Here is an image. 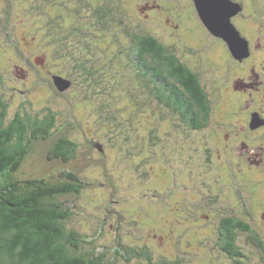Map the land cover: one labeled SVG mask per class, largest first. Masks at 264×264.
Segmentation results:
<instances>
[{
    "label": "rangeland",
    "instance_id": "obj_1",
    "mask_svg": "<svg viewBox=\"0 0 264 264\" xmlns=\"http://www.w3.org/2000/svg\"><path fill=\"white\" fill-rule=\"evenodd\" d=\"M232 1L242 6L232 22L249 42L243 60L209 31L194 0H0L8 117H56L17 175L57 182L64 171L80 174L84 189L63 199L74 210L68 224L88 235L89 248L112 254L123 240L149 245L157 259L235 264L218 246L224 216L246 219L264 242V123L241 129L254 113L264 121V86L240 93L242 107L234 94L238 79L255 82L251 68L264 64V0ZM148 2L161 5L154 18L146 17ZM167 18L182 24L178 32ZM133 31L161 39L199 75L211 101L208 124L188 127L145 86L130 57ZM55 75L71 87L59 91ZM239 131L246 136L236 139ZM63 136L77 145L69 162L50 159ZM247 237L239 235L240 248L251 264H264V247Z\"/></svg>",
    "mask_w": 264,
    "mask_h": 264
},
{
    "label": "trees",
    "instance_id": "obj_2",
    "mask_svg": "<svg viewBox=\"0 0 264 264\" xmlns=\"http://www.w3.org/2000/svg\"><path fill=\"white\" fill-rule=\"evenodd\" d=\"M102 13L114 21V16ZM129 35L133 41L130 57L141 71L139 77L145 86H152L154 96L176 111L183 122L197 127L208 124L211 101L199 75L158 37L134 31ZM79 62L75 66L80 70L83 63ZM88 74L97 77L96 70ZM55 124L53 111L41 117L17 112L9 119L8 103L0 95V264H118L120 258L127 262L142 259L145 264H182L181 259L167 256L157 259L144 243L131 247L120 240L112 254L108 249L86 246L88 235L68 224L74 210L63 199L84 189L86 182L77 172L64 171L57 182L18 177L34 141L49 137ZM76 146L63 136L55 143L50 159L69 162L75 156ZM141 222L137 227L146 230L148 223ZM241 233L248 235V241L264 247L259 232L238 216H224L220 220L218 246L235 264H251L238 244Z\"/></svg>",
    "mask_w": 264,
    "mask_h": 264
},
{
    "label": "water",
    "instance_id": "obj_3",
    "mask_svg": "<svg viewBox=\"0 0 264 264\" xmlns=\"http://www.w3.org/2000/svg\"><path fill=\"white\" fill-rule=\"evenodd\" d=\"M194 3L202 22L213 35L227 42L236 59L243 60L249 56V42L232 22V18L242 10L240 3L232 0H194ZM53 79L57 89L61 92L71 87L72 82L69 79L59 75H55ZM263 123L259 114L254 113L251 127L256 128Z\"/></svg>",
    "mask_w": 264,
    "mask_h": 264
},
{
    "label": "flooded vegetation",
    "instance_id": "obj_4",
    "mask_svg": "<svg viewBox=\"0 0 264 264\" xmlns=\"http://www.w3.org/2000/svg\"><path fill=\"white\" fill-rule=\"evenodd\" d=\"M143 9L148 10V12L146 14V17L154 18V17H156L154 12H156V10L161 9V5L160 4H155L154 5L153 3L151 4L150 2H148V3H146V7L144 6ZM166 22L168 24L170 23V25L173 24V28H175V30H176L175 32H178L179 31V28L182 25L180 22H177V21H172V23H171L170 22V18H167L166 19ZM251 73H252V76H254V79H256L255 82L246 81L245 78H242L241 77L237 81L238 84L237 85L234 84V86H235V88H234V94L238 95L235 106L242 107L243 102H242V99H241V95L244 94V92H246L248 89H255L257 91V90H260V88L262 86H264V64H261L260 67L258 66V67L251 68ZM249 77H251V75ZM240 93H241V95H240ZM247 105H248V103L246 104V107H247ZM187 125H188V127L189 126L190 127H193V129H199V128L201 129L202 128V126L197 127L195 125L194 126H191L189 124H187ZM244 127L245 128H241V129L242 130L249 129V130H253V131L254 130H258V129H254V128L251 127L250 121L249 122L246 121V124H244ZM246 134L247 133H242V132L239 131V132H237V134H236L237 137H235V138L238 139V138L241 137V139H242V138H244L246 136ZM225 138L228 139L229 138L228 135H226Z\"/></svg>",
    "mask_w": 264,
    "mask_h": 264
}]
</instances>
